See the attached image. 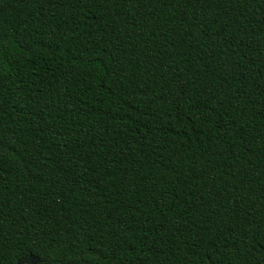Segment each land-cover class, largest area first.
<instances>
[{
  "label": "trees",
  "instance_id": "obj_1",
  "mask_svg": "<svg viewBox=\"0 0 264 264\" xmlns=\"http://www.w3.org/2000/svg\"><path fill=\"white\" fill-rule=\"evenodd\" d=\"M264 264V0H0V264Z\"/></svg>",
  "mask_w": 264,
  "mask_h": 264
},
{
  "label": "rangeland",
  "instance_id": "obj_2",
  "mask_svg": "<svg viewBox=\"0 0 264 264\" xmlns=\"http://www.w3.org/2000/svg\"><path fill=\"white\" fill-rule=\"evenodd\" d=\"M35 260L36 259H32V257H26V258L20 259L19 263H24L25 261H31L32 263H30V264H33V262L35 263ZM37 264H39V263H37Z\"/></svg>",
  "mask_w": 264,
  "mask_h": 264
},
{
  "label": "flooded vegetation",
  "instance_id": "obj_3",
  "mask_svg": "<svg viewBox=\"0 0 264 264\" xmlns=\"http://www.w3.org/2000/svg\"><path fill=\"white\" fill-rule=\"evenodd\" d=\"M29 257H32V256H29ZM32 259H36V258L32 257ZM30 263H32V262H31V261H25L24 263H19V262H17L16 264H30ZM37 263L41 264V263L36 259V260H35V263L33 262V264H37Z\"/></svg>",
  "mask_w": 264,
  "mask_h": 264
},
{
  "label": "water",
  "instance_id": "obj_4",
  "mask_svg": "<svg viewBox=\"0 0 264 264\" xmlns=\"http://www.w3.org/2000/svg\"><path fill=\"white\" fill-rule=\"evenodd\" d=\"M18 262H19V260H18Z\"/></svg>",
  "mask_w": 264,
  "mask_h": 264
}]
</instances>
